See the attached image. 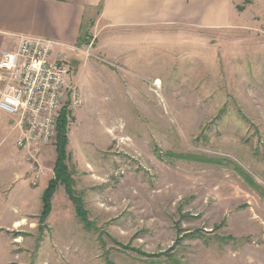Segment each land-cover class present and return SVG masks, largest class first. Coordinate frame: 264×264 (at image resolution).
Instances as JSON below:
<instances>
[{
	"label": "rangeland",
	"instance_id": "obj_1",
	"mask_svg": "<svg viewBox=\"0 0 264 264\" xmlns=\"http://www.w3.org/2000/svg\"><path fill=\"white\" fill-rule=\"evenodd\" d=\"M231 1L224 28L91 27L66 160L88 223L62 185L41 219L55 139L32 202L0 193V264H264V0Z\"/></svg>",
	"mask_w": 264,
	"mask_h": 264
},
{
	"label": "crops",
	"instance_id": "obj_2",
	"mask_svg": "<svg viewBox=\"0 0 264 264\" xmlns=\"http://www.w3.org/2000/svg\"><path fill=\"white\" fill-rule=\"evenodd\" d=\"M232 19L231 0H0V51L15 49L22 35L56 39L71 54L91 27L130 34L161 27L224 28ZM20 136L17 119L0 111V193L6 194L2 203L10 201L14 210L17 203L32 202L34 188L27 152L17 146ZM53 177L52 171L48 180Z\"/></svg>",
	"mask_w": 264,
	"mask_h": 264
},
{
	"label": "built area",
	"instance_id": "obj_3",
	"mask_svg": "<svg viewBox=\"0 0 264 264\" xmlns=\"http://www.w3.org/2000/svg\"><path fill=\"white\" fill-rule=\"evenodd\" d=\"M66 48L56 39L22 35L15 49L0 51V111L17 119V146L27 152L33 184L46 173L41 157L56 139L61 111L75 114L84 102L81 88L70 80Z\"/></svg>",
	"mask_w": 264,
	"mask_h": 264
},
{
	"label": "trees",
	"instance_id": "obj_4",
	"mask_svg": "<svg viewBox=\"0 0 264 264\" xmlns=\"http://www.w3.org/2000/svg\"><path fill=\"white\" fill-rule=\"evenodd\" d=\"M90 33L84 31L80 36L77 44H86L91 42ZM71 114L67 109L61 111L56 135V151L57 158L54 163L53 171L54 177L49 180L47 187L42 194V212L41 219L45 221L52 211V199L57 191L58 187L62 185L67 193L69 199L72 201L75 207V211L80 220L87 225V211L84 209V202L81 196H78L75 192L72 174L69 171L67 164V145L69 142L68 137V125L71 120Z\"/></svg>",
	"mask_w": 264,
	"mask_h": 264
},
{
	"label": "bare ground",
	"instance_id": "obj_5",
	"mask_svg": "<svg viewBox=\"0 0 264 264\" xmlns=\"http://www.w3.org/2000/svg\"><path fill=\"white\" fill-rule=\"evenodd\" d=\"M159 80H156V82H155V85H157V87H159Z\"/></svg>",
	"mask_w": 264,
	"mask_h": 264
}]
</instances>
